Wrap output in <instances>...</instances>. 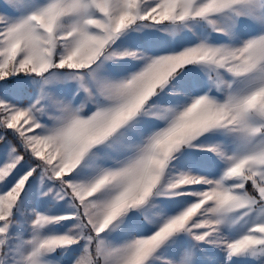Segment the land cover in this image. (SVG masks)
<instances>
[{
    "label": "snow or ice",
    "instance_id": "snow-or-ice-1",
    "mask_svg": "<svg viewBox=\"0 0 264 264\" xmlns=\"http://www.w3.org/2000/svg\"><path fill=\"white\" fill-rule=\"evenodd\" d=\"M0 264H264V0H0Z\"/></svg>",
    "mask_w": 264,
    "mask_h": 264
}]
</instances>
